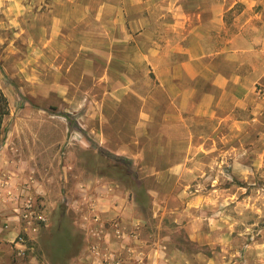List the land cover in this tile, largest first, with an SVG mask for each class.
<instances>
[{
    "label": "rangeland",
    "instance_id": "rangeland-1",
    "mask_svg": "<svg viewBox=\"0 0 264 264\" xmlns=\"http://www.w3.org/2000/svg\"><path fill=\"white\" fill-rule=\"evenodd\" d=\"M181 1L225 4V41L244 49L256 36L257 55L241 59L261 75L264 0ZM96 3L0 0V92L9 102L0 130V264H123V233L158 236L162 264H264V80L248 110L195 117L192 129L176 123L170 143L143 144L141 159L117 155L88 129L90 100L106 97L79 94L91 86L79 67L93 57L57 39L72 25L63 36L54 26Z\"/></svg>",
    "mask_w": 264,
    "mask_h": 264
},
{
    "label": "crops",
    "instance_id": "crops-1",
    "mask_svg": "<svg viewBox=\"0 0 264 264\" xmlns=\"http://www.w3.org/2000/svg\"><path fill=\"white\" fill-rule=\"evenodd\" d=\"M171 1L97 0L94 7L75 9L73 21L59 16L54 23L62 36L63 27L72 25V34L57 39L74 40L93 57L79 67L83 86L87 79L91 85L79 94L106 97L90 100L88 129L97 142L114 143L111 150L130 159L145 157L143 144L170 143L167 131L176 123L192 129L195 117L224 119L221 112L248 110L257 80H264V65L259 75L241 59L257 55V37L244 49L234 46L235 38L225 41V4L195 9ZM123 234V264H162L158 258L167 252L158 236Z\"/></svg>",
    "mask_w": 264,
    "mask_h": 264
},
{
    "label": "trees",
    "instance_id": "trees-1",
    "mask_svg": "<svg viewBox=\"0 0 264 264\" xmlns=\"http://www.w3.org/2000/svg\"><path fill=\"white\" fill-rule=\"evenodd\" d=\"M9 113V102L6 95H4L2 92H0V130L2 128V124L4 121V118Z\"/></svg>",
    "mask_w": 264,
    "mask_h": 264
},
{
    "label": "built area",
    "instance_id": "built-area-1",
    "mask_svg": "<svg viewBox=\"0 0 264 264\" xmlns=\"http://www.w3.org/2000/svg\"><path fill=\"white\" fill-rule=\"evenodd\" d=\"M39 219H40L41 221H45V219H44L43 217H39Z\"/></svg>",
    "mask_w": 264,
    "mask_h": 264
}]
</instances>
